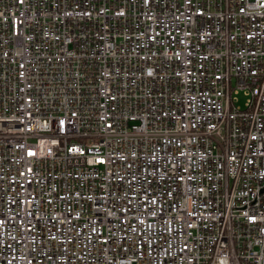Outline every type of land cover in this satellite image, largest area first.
Wrapping results in <instances>:
<instances>
[{
    "label": "built area",
    "instance_id": "2783aa9c",
    "mask_svg": "<svg viewBox=\"0 0 264 264\" xmlns=\"http://www.w3.org/2000/svg\"><path fill=\"white\" fill-rule=\"evenodd\" d=\"M0 264H264V0H0Z\"/></svg>",
    "mask_w": 264,
    "mask_h": 264
},
{
    "label": "rangeland",
    "instance_id": "374dc122",
    "mask_svg": "<svg viewBox=\"0 0 264 264\" xmlns=\"http://www.w3.org/2000/svg\"><path fill=\"white\" fill-rule=\"evenodd\" d=\"M235 98H237L238 99V102H237V105H244V97H243V95H242V93H240L239 95H236L235 96Z\"/></svg>",
    "mask_w": 264,
    "mask_h": 264
}]
</instances>
